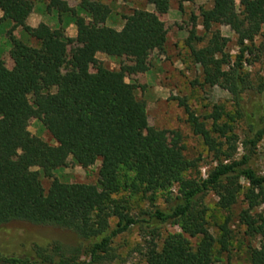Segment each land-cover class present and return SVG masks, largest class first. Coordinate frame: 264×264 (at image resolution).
<instances>
[{
  "label": "trees",
  "instance_id": "obj_1",
  "mask_svg": "<svg viewBox=\"0 0 264 264\" xmlns=\"http://www.w3.org/2000/svg\"><path fill=\"white\" fill-rule=\"evenodd\" d=\"M192 1L177 0L178 9ZM147 3L165 14L169 0ZM45 8L56 16L53 29L26 24L33 10L30 1L0 0V23H10L6 36L12 64L7 69L0 61V226L56 227L70 232L75 244L33 245L19 256L0 255V264L111 263L118 258L113 240L133 227L151 238L144 264H213L227 251L230 235L224 226L217 238L208 233L204 199L210 194L226 213L241 197L245 209L238 223L244 234L263 236L264 177L249 162L264 137V114L251 98L264 95V89L251 84L243 65L264 49V44H254L264 29V0H212L211 8L199 15L205 44L195 49L203 37L195 34L194 19L184 41L189 59L201 69L203 85L225 91L233 108L230 114L213 107L210 130L195 131L214 162L203 178L196 161L183 155L176 133L147 125L136 87L125 82L145 73L149 55L163 50L165 32L156 15L134 10L116 31L105 26L110 10L100 0H79L76 10L65 1L50 0ZM220 22L236 37L233 61L224 52L227 40L213 29ZM68 25L75 28L74 38L64 34ZM16 29L35 46L15 38ZM96 54L127 57L132 64L110 71L96 61ZM31 118L51 134L55 146L28 133ZM65 157L81 169L99 162L101 185L54 178ZM41 179L49 181L45 192ZM119 193L126 198L114 199ZM159 195L161 208L155 203ZM134 197L148 208L132 213ZM162 225L179 232L166 235L158 248L152 239ZM247 259L264 264V249L249 248Z\"/></svg>",
  "mask_w": 264,
  "mask_h": 264
},
{
  "label": "rangeland",
  "instance_id": "obj_2",
  "mask_svg": "<svg viewBox=\"0 0 264 264\" xmlns=\"http://www.w3.org/2000/svg\"><path fill=\"white\" fill-rule=\"evenodd\" d=\"M28 1L32 3L33 9L44 14L42 20L44 24L52 29L56 27L55 14L45 8L50 0ZM61 1H65L67 6L73 10H76L79 2V0ZM100 1L110 10L105 26L116 31L120 30L122 26V18L134 10L153 13L162 22L166 38L163 50L152 52L149 55L145 73L129 76L125 82L136 87L135 97L145 105L147 125L157 130L176 133L180 138L179 145L182 147L183 155L196 161L198 175L203 178L206 172L214 166V162L212 154L208 152L195 131L200 128L210 130L209 116L213 107L221 106L225 112L230 114L233 111L229 96L225 91L218 87L203 85L201 69L189 59V51L184 44L193 27L192 19H194V26L196 27L195 34L198 37H203V42L196 45L195 49H199L205 44L207 37L203 36L199 25V15L202 11L211 8L212 0H193L192 3H184L181 9H178L177 0H169L168 10L165 14L155 11L147 3V0ZM76 14L81 15L79 12ZM9 28V22L0 23V61L7 69L12 66L8 58L10 43L6 36ZM213 29L218 30L220 36L227 40L224 52L233 61L237 54L235 35L221 22L215 25ZM64 34L66 37L74 38L75 28L68 25ZM12 35L29 46H35V43L32 40H27L18 29ZM254 44L255 46L264 44V29L254 39ZM263 50L253 52V56L248 58L250 64L243 65L251 84L262 89H264ZM72 53L73 47L68 48L67 56ZM95 59L110 71H117L122 66L132 64V60L127 57H108L103 54H96ZM251 104L260 110V114H264L263 94H254L251 98ZM246 106L248 107V104ZM27 131L32 137L44 144L55 146L51 134L36 119L31 118L27 122ZM167 138L170 139L169 134ZM238 154H240V150H238ZM249 167L257 175L264 177V137L257 144L255 155L251 158ZM98 168L99 162H96L87 169H81L71 157H65L61 166L53 172V177L63 183L99 187L101 179L98 176ZM40 183L45 192L49 181L41 179ZM113 198H126V195L119 193ZM155 203L160 208L163 207V195H159ZM130 205L132 213L148 208L146 201L138 197L132 198ZM204 207L208 233L213 238H217L221 234L220 227L224 226L230 235L227 251L213 264H249L248 249L260 247L264 249V235L248 238L244 234L245 228L238 223L239 213L245 209L241 197L238 198L236 205L228 213L222 212L216 207V198L211 194L204 199ZM113 223L114 221H111V225ZM178 232L176 227L162 225L159 227L158 236L152 240L160 248L166 235ZM150 240L151 238L146 233L139 231L138 227L131 228L113 240L112 246L117 249L118 258L107 264H144L143 253L147 242ZM54 242L63 246H74L75 239L67 230L56 227L31 226L17 222L0 226V255L2 256H19L33 245L44 246ZM190 243L193 244L194 240H191Z\"/></svg>",
  "mask_w": 264,
  "mask_h": 264
},
{
  "label": "crops",
  "instance_id": "obj_3",
  "mask_svg": "<svg viewBox=\"0 0 264 264\" xmlns=\"http://www.w3.org/2000/svg\"><path fill=\"white\" fill-rule=\"evenodd\" d=\"M43 17L44 14L42 12L33 9L26 20V24L31 28H35L38 24L43 23Z\"/></svg>",
  "mask_w": 264,
  "mask_h": 264
}]
</instances>
